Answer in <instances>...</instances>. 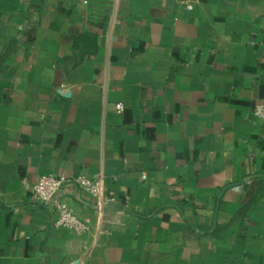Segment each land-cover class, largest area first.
I'll return each mask as SVG.
<instances>
[{"label":"crops","instance_id":"1","mask_svg":"<svg viewBox=\"0 0 264 264\" xmlns=\"http://www.w3.org/2000/svg\"><path fill=\"white\" fill-rule=\"evenodd\" d=\"M262 102L264 0H0V264H264Z\"/></svg>","mask_w":264,"mask_h":264},{"label":"built area","instance_id":"2","mask_svg":"<svg viewBox=\"0 0 264 264\" xmlns=\"http://www.w3.org/2000/svg\"><path fill=\"white\" fill-rule=\"evenodd\" d=\"M94 17H100V15L98 16L95 11ZM115 109L119 113L125 111L122 104H116ZM254 115L257 120L264 123V102L256 106ZM262 139L264 142V134ZM262 153L264 155V149ZM145 178L144 176V179ZM24 185L33 193L36 202L46 207L55 206L57 218L54 222V226L56 228L68 230L78 235L90 233L93 227L89 220L82 218L72 207L59 201L61 194L64 193L66 189L77 188L91 196L94 199L95 207L101 218L104 217L106 208L117 207L115 198L108 194L104 185L103 176L100 175L93 177L82 175L75 178L48 175L42 177L33 187H29L27 182H24ZM99 233L108 234V232L103 229L100 230ZM88 257L89 252L87 250L83 259H87Z\"/></svg>","mask_w":264,"mask_h":264}]
</instances>
